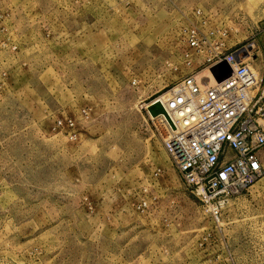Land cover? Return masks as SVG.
Masks as SVG:
<instances>
[{
    "label": "rangeland",
    "instance_id": "1",
    "mask_svg": "<svg viewBox=\"0 0 264 264\" xmlns=\"http://www.w3.org/2000/svg\"><path fill=\"white\" fill-rule=\"evenodd\" d=\"M252 24L262 86L264 0H0V264H264V147L217 228L145 108Z\"/></svg>",
    "mask_w": 264,
    "mask_h": 264
},
{
    "label": "built area",
    "instance_id": "2",
    "mask_svg": "<svg viewBox=\"0 0 264 264\" xmlns=\"http://www.w3.org/2000/svg\"><path fill=\"white\" fill-rule=\"evenodd\" d=\"M225 34L198 36L191 31L187 45L204 50L205 74L183 75L164 97L145 106L156 101L162 107L163 114H148L150 123L185 189L217 228L228 201L263 173L264 84L247 61L254 56V44L248 39L226 47ZM225 68L227 76L219 79Z\"/></svg>",
    "mask_w": 264,
    "mask_h": 264
},
{
    "label": "water",
    "instance_id": "3",
    "mask_svg": "<svg viewBox=\"0 0 264 264\" xmlns=\"http://www.w3.org/2000/svg\"><path fill=\"white\" fill-rule=\"evenodd\" d=\"M221 65L224 66V64H221ZM224 67H225V66H224ZM213 69H214V67L211 68L210 70L212 71ZM227 74H228V69L225 68V74L222 75L219 79H221V78L227 76ZM146 111L148 112V114H149L150 116H155V115H157V114H163V109H162V107H161L160 104H159L158 102H156V101L150 103V104L146 107Z\"/></svg>",
    "mask_w": 264,
    "mask_h": 264
},
{
    "label": "crops",
    "instance_id": "4",
    "mask_svg": "<svg viewBox=\"0 0 264 264\" xmlns=\"http://www.w3.org/2000/svg\"><path fill=\"white\" fill-rule=\"evenodd\" d=\"M256 28V29H254ZM260 31H264V24L261 25V30ZM257 33H259V27L257 25H251L250 28H249V35H248V39L251 40L254 44V49H258V45H257V41H256V38L255 36L257 35ZM258 53V51L256 52ZM260 78L262 79L263 76L261 75ZM262 154V149L260 150L259 152V155Z\"/></svg>",
    "mask_w": 264,
    "mask_h": 264
},
{
    "label": "bare ground",
    "instance_id": "5",
    "mask_svg": "<svg viewBox=\"0 0 264 264\" xmlns=\"http://www.w3.org/2000/svg\"><path fill=\"white\" fill-rule=\"evenodd\" d=\"M204 74H205V71L203 70L202 74H195V78H199L201 75H204Z\"/></svg>",
    "mask_w": 264,
    "mask_h": 264
}]
</instances>
